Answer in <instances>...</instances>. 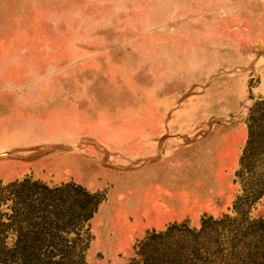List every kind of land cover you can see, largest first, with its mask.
Wrapping results in <instances>:
<instances>
[{"label":"rangeland","instance_id":"1","mask_svg":"<svg viewBox=\"0 0 264 264\" xmlns=\"http://www.w3.org/2000/svg\"><path fill=\"white\" fill-rule=\"evenodd\" d=\"M24 180L70 264H264V0H0V188Z\"/></svg>","mask_w":264,"mask_h":264},{"label":"trees","instance_id":"2","mask_svg":"<svg viewBox=\"0 0 264 264\" xmlns=\"http://www.w3.org/2000/svg\"><path fill=\"white\" fill-rule=\"evenodd\" d=\"M251 139L250 126L248 127V144ZM36 186H41L40 189L44 190L46 198L44 195L42 196L43 193H41L40 199L38 193L30 190L25 191L26 187ZM19 188L22 191H19ZM58 188L61 187H57L53 191H58ZM78 189L84 192L81 188ZM50 191L52 190L46 186L39 185L37 182L30 183L28 180L11 183L7 187L0 188V208L4 205L7 210L0 211V262L2 264H70L72 257L68 254L77 251L80 240H64L58 235L69 227L68 223L62 224V218L55 213L54 200L48 197ZM84 193L86 194V192ZM261 195H263V191H259L255 199ZM100 202L101 199L95 200L81 220L88 221ZM169 231L167 229L163 234H153L148 237L140 245L139 255L144 257L145 248L149 247L151 242L166 236ZM10 235H13L14 239L11 246L8 247L6 240ZM82 262L83 257L79 255L77 263ZM142 264H172V260L169 255L162 260L149 258L147 261L144 257Z\"/></svg>","mask_w":264,"mask_h":264},{"label":"crops","instance_id":"3","mask_svg":"<svg viewBox=\"0 0 264 264\" xmlns=\"http://www.w3.org/2000/svg\"><path fill=\"white\" fill-rule=\"evenodd\" d=\"M216 173V172H215ZM212 178H210L207 182L211 181ZM178 182L183 183L184 179L182 176H178ZM168 192L166 194L170 195V190H167ZM180 194L183 196L179 197V199H185L186 197H188L185 192L181 191ZM206 195V197L208 198H213L214 195L216 193H214L213 191H207L206 193H204ZM167 195V196H168ZM210 196V197H209ZM160 209H161V216H160V222L158 223L159 225H165L166 223H168L169 221H178V220H182V219H186L187 217H189V215H191V212H193V208H190L188 206H181V205H175L176 206V214L174 215L173 212V207L171 205H167V204H161L160 205ZM173 209V210H172ZM198 209L195 208L194 212H197ZM221 209L216 207V206H206L203 209L201 208V210L198 213H207L210 215H218L220 214Z\"/></svg>","mask_w":264,"mask_h":264}]
</instances>
